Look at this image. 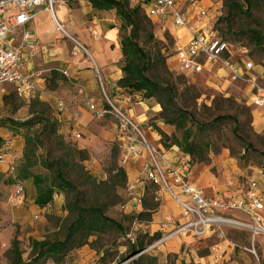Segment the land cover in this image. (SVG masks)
Masks as SVG:
<instances>
[{"label": "rangeland", "instance_id": "374dc122", "mask_svg": "<svg viewBox=\"0 0 264 264\" xmlns=\"http://www.w3.org/2000/svg\"><path fill=\"white\" fill-rule=\"evenodd\" d=\"M55 1L56 7L58 6V0ZM208 1H219L222 3V0ZM68 7L71 8V6ZM260 19L264 22V16H261ZM117 21L120 24L118 19ZM217 22H215L214 28L218 33L229 43L238 46V50H246L248 59L255 65L257 72L264 78V40L261 42L262 45H255L247 35L246 30L240 32L237 30L238 27H233L229 31L225 22L221 24ZM242 24L248 28L254 27V24L249 21L240 23V25ZM62 25L64 31L70 33V30L64 24ZM50 30L49 22L42 18L39 28L41 40H47L48 36L45 34ZM123 33V31L120 32V38ZM35 34H38V32H35ZM153 34L155 41L145 44V47L148 49L155 45L159 50L164 47L166 48V54H169L173 44V39L169 33L153 25ZM51 38L54 39L50 40L48 44H44L46 51L42 56L47 57L46 63H43V60H41L39 67L46 70L45 83L43 88L38 91L37 96L26 100L9 96L6 101L4 96L0 97V137L19 135L24 143L23 152L26 147V141L29 139L30 143L27 145V151L33 156L32 159L36 161V166L32 168V172L35 174H42L47 178L52 176V172H47L41 167L40 163L43 160L65 161L67 167L63 171L71 183L75 185L76 191L81 193V204L84 202L86 205L97 203L103 208L107 217L122 223L124 228L122 233L112 231L97 238H90V245L83 247L86 252H80L82 248L72 250L63 264H132V261L137 260L139 257L145 259V264H181L182 262H186L185 259L187 257L185 256L187 253L183 252L181 256H178L171 252L172 248L168 245L154 246L155 242L137 251L135 255L130 256L128 249L135 246L136 239L148 241V238L158 233L157 229L159 225L156 228L144 231L141 227H138L140 223L135 220L136 210L134 209L130 213L125 211V207L131 201L127 196V183L123 189L117 190L118 199L115 201L117 202L115 204H112L113 196L104 195L98 189L99 183L109 178L110 170L114 163L120 167L121 145L118 143L117 135L115 134L114 126L116 125V120L111 115H107L100 120L90 118V122L84 124L85 129L82 132L79 128L80 133L83 134L81 140L87 139L89 147L87 149L81 148L79 143L76 142L73 133L78 131L74 126L79 117H75L74 121L61 120L60 117L64 111L60 112L57 109L58 101L57 103L55 101L59 100L66 104L65 95L69 93L71 94L69 98H74L72 97L73 95L78 96V89L73 82H68V78L54 71L56 68L64 70V66H66L62 64L61 60L54 59L60 54L61 48L58 41L62 43L61 47L66 46L68 43L70 47L68 54L70 56L76 50H79L85 56L87 55V57L88 54L79 49L77 44L70 41L62 33L56 32L54 27ZM52 71L56 73L57 77H54L55 74H52ZM218 74L183 77L170 72L172 81L179 89L178 94L180 97L185 89L188 90L183 100H179V106H184L185 110L190 113L193 120L198 124L209 125L219 117L232 118V120L214 122L210 126V129L206 130L205 134L210 138L209 142L212 147L209 154L210 164L205 166L211 167L213 163H216L214 160L219 159L221 155H226L228 162H232L233 164V168L232 166H226L227 169L235 173L231 177L238 183H242L250 178L258 177L264 170V109H256L249 105L246 85L232 82L225 78L222 73ZM8 91L11 92L10 89ZM106 94L109 97L107 92ZM99 98L100 101H103L102 91ZM140 100L141 96L134 99L133 102H139ZM84 103L85 109L88 111L85 100ZM150 103L151 105L155 104L153 100H150ZM44 118H47L54 125L55 134L48 135L50 128L43 130L41 120ZM85 118L88 119L87 116ZM158 122H161L159 114L155 115L149 112L147 125L151 127L152 131H154L153 127ZM171 128L173 130L171 135L180 139V133L175 132L173 127ZM82 129L83 127L81 126ZM1 141L3 140L1 139ZM115 152H117L116 158H114ZM81 158H84V160ZM22 159L23 153L22 157L20 158L19 156L14 162L15 176ZM196 165H190L189 168L193 169ZM211 172L222 180L223 173H217L215 168H212ZM18 181L23 184L24 188L25 185L31 183L29 185L31 188L30 195H34L35 198L36 191L32 182L24 183L25 181L20 178H18ZM14 183V179L10 174H0V188H5L4 191L7 194L9 193V199L14 191ZM25 189L24 194L26 196L27 187ZM155 190L154 187L147 186L143 197H147V199H151L156 203L155 198L158 196ZM54 192L55 199L53 200L54 202L52 201L53 204L43 208L38 207V213H34L32 218L28 214L26 219L21 218L17 222L11 223L13 230L12 237L8 239L6 244H4L5 242H0V264H9L8 250L15 238L19 242V248L25 262H27L30 255L31 241H62L64 239V234L71 218L68 216L66 210L67 201L64 193L57 189ZM68 198L69 201L70 199H74V194L72 193ZM1 202L4 201L1 200L0 204ZM161 203L158 202L159 206H161ZM24 205H26V202H24ZM171 206L168 205V215H176L177 210L174 207L172 211ZM23 209L27 210L25 206H23ZM158 211H160V207ZM0 212L6 213L5 210L1 209ZM224 217L245 221V218L236 211L225 212ZM162 221V223L168 222L167 219H163ZM145 224L149 225L150 223ZM214 231L216 233L209 239V245L213 246L214 243H217L220 240L218 236L221 234L223 240L226 239L234 245V251L229 257L221 259L222 261L219 260L214 263L210 257L207 263L203 262L201 264H264V235L253 237L252 233L248 231H238L227 225H221L219 229H215ZM209 248L198 246L196 250L197 254L199 256L210 255ZM189 262L193 263L192 259L187 263ZM42 264L53 263L48 260Z\"/></svg>", "mask_w": 264, "mask_h": 264}, {"label": "built area", "instance_id": "2783aa9c", "mask_svg": "<svg viewBox=\"0 0 264 264\" xmlns=\"http://www.w3.org/2000/svg\"><path fill=\"white\" fill-rule=\"evenodd\" d=\"M127 2L132 7L140 8L149 21H155L158 29L163 31L172 29V49L165 55L170 72L183 77L222 73L228 80L246 85L250 106L264 109V78L248 59L247 51L238 50V46L229 43L214 28L215 22L223 16L221 2L208 0H127ZM55 5V0H0V97L12 93L20 100L31 99L45 79L46 70L35 69L33 66L38 54L39 41L26 30L28 23L39 12H48L55 31L77 44L83 52H87L82 45L67 35L56 21ZM19 31L20 35L17 36ZM58 72L66 78L69 77L66 70ZM98 82L103 95V102L100 104L90 98L85 87L80 86L79 91L85 96L87 110L93 118L101 119L111 115L116 120L117 131L124 141L119 159L120 167H124L133 157L145 155L148 158L143 168L142 180L128 187V197L140 204L142 197L138 196V189L143 191L145 186L151 185L156 189L158 197H167L179 211V223L168 220L159 224L157 231L161 238L155 241L154 246H161L180 235L197 240L206 239L221 225L248 231L253 237L264 235L260 218L264 211V196L260 193L256 181H249L227 197L205 196L185 178L183 169L187 162L181 161L177 168L163 163L146 141L140 127L127 112L106 95L99 76ZM124 100L131 102L132 97L125 95ZM57 108L62 110L63 103L58 102ZM73 136L75 140L80 138L77 132H74ZM7 154L4 151L0 152V165H5L7 173L13 177L15 194L18 197L23 194L24 186L16 180L13 162L7 161ZM228 211L241 213L247 221L224 217V213ZM220 258L217 251L212 254L214 263ZM192 261L193 264H201V259Z\"/></svg>", "mask_w": 264, "mask_h": 264}, {"label": "trees", "instance_id": "16d2710c", "mask_svg": "<svg viewBox=\"0 0 264 264\" xmlns=\"http://www.w3.org/2000/svg\"><path fill=\"white\" fill-rule=\"evenodd\" d=\"M87 1L91 3L92 8L95 10L114 11L116 18L120 21L119 30L124 32L120 38L122 78L117 83L118 87L126 95L131 96L132 100L139 96H141V100H153L160 108V121L164 125L173 127L175 132L180 133V139L175 138L174 135L167 136L154 125L153 129L160 137L161 145L165 149L177 147L188 158V166L193 164L209 165V154L212 146L209 142L210 138L206 136L205 132L210 129L214 122L232 120V118L219 117L209 125H202L193 120L184 106H179V100H183L188 90L185 89L181 97L178 94L179 89L172 81L166 64V48L162 47L159 50L155 45L148 49L145 47V44L152 43L155 39L153 25L140 8L130 6L127 0ZM222 6L224 16L217 23L225 22L229 31L233 27H238L237 30L240 32L246 30L247 35L255 45H262L264 22L260 17L264 16V0H222ZM248 21L252 22L254 27L248 28L244 24L240 25V23ZM52 74L56 73L52 71ZM9 96L15 95L10 93L4 96L5 101ZM41 121L43 130L50 128L49 136L52 133L55 134V127L47 118ZM29 143L30 141L27 139L22 162L16 171V180L18 181V178H20L32 182L36 191L34 204L40 208L52 203L55 189L64 193L67 201L66 210L71 221L66 228L62 241H31L30 255L27 262L23 260L19 242L15 238L8 250L9 264H42L48 260L53 264H63L69 252L89 246L90 238H97L112 231L119 233L124 231L122 223L107 217L103 208L97 203L94 205H86L85 202L81 204V193L76 191L75 185L71 183L63 171L67 167L65 161H41V167L47 172H52L50 178L33 173L32 168L36 166V161L32 159L33 156L27 151ZM2 146L3 141L0 139V152L3 151ZM116 153L114 158H116ZM81 159L84 160V158ZM126 183L125 171L114 163L109 178L99 183L98 189L104 195L113 196L112 204H115L118 199L117 190L123 189ZM72 193L74 199L69 201L68 197ZM141 206L142 211L135 215L136 222L150 223L153 214L159 208L158 202L155 203L151 199L143 197ZM159 238L160 234L157 233L148 238L146 242L143 239H136L135 246L128 249L130 256L135 255L137 251L144 249ZM132 264H145V259L139 257L137 260L132 261ZM181 264L193 263L182 262Z\"/></svg>", "mask_w": 264, "mask_h": 264}, {"label": "crops", "instance_id": "0c3cea01", "mask_svg": "<svg viewBox=\"0 0 264 264\" xmlns=\"http://www.w3.org/2000/svg\"><path fill=\"white\" fill-rule=\"evenodd\" d=\"M58 3H60V5L54 8L56 21L62 27V24H64V26L70 30L71 35L68 32L65 33L82 45L87 50L88 54L87 57V55L85 56L79 50H76L71 53L72 55L70 56V54H68L70 48L68 43L66 46L61 47L62 43L58 41L61 48L60 54L54 59L61 60L62 64L66 65L64 66V70H66L69 74L68 82H73L78 89V96H72L74 98L76 97V99L69 98L71 97V94L68 93L64 98L67 102L66 104L59 100L55 101L56 103L57 101L61 102L64 105L62 110L57 108L60 112L64 111L60 117L61 120L74 121L75 117H79L78 120L76 118L77 123L74 126L78 130L75 132L80 135V138L76 140V142L79 143L81 148L87 149L89 147V142L86 141L87 139L81 140L83 134L80 133V131L82 132L85 129L84 124L87 122L89 123L90 118L95 119L88 111H86L85 103L83 104L84 100L86 102V98L80 93L79 87H85L90 98H92L97 104H100L103 101H100L99 98L101 96V89L98 82L99 76L105 93L107 92L109 94V99L119 108L127 112L134 123L140 127L146 141L163 163L169 167L177 168L181 161L187 162L188 158L185 157L178 148L170 147L165 149L160 143V137L158 134L155 131H152L151 127H148V114L149 112H152L155 115L159 114L160 108L158 105H151L150 100H140L139 102H133V100L131 102H126L124 100L126 94L117 85L118 81L122 78V54L120 46V24L117 21L114 11L95 10L92 8L91 3L87 0H58ZM68 6H71V8ZM91 10L93 11L91 12ZM42 18H44L45 21H48L51 27V30L45 34L48 36L45 41L41 40L39 37V35H41L39 33V28ZM151 23L157 26L155 21H151ZM53 27L54 24L52 18L46 11L39 12L26 26V30L32 35V37L38 39L39 41L38 54L36 55L33 64L35 69H42L39 67V65H41V60H43V63H46L47 57L42 56V54L44 55L46 51L44 44H48L50 40L54 39L51 38ZM20 32L21 31L18 32L19 35ZM35 32H38V34H35ZM165 32L169 33L170 36L173 35L171 28H168ZM18 34L17 36H19ZM95 36H97V38H95ZM59 70L61 69H54V71L57 72ZM54 77H57V75L55 74ZM44 83L45 79L43 80V83L39 85L35 96H37L38 91L43 88ZM85 116H87L88 119L85 118ZM80 125L83 127L82 130ZM155 126L167 136H170L173 132L170 126L164 125L162 122L156 123ZM114 127L116 131L115 134L117 135V141L121 145V155L124 141L117 131V126L115 125ZM0 138L3 140L2 150L8 153L7 161L9 163L13 162L14 166L16 158L19 156L20 158L22 157L24 148L23 139L19 135H5ZM147 159L148 158L145 155H142L141 157H133L124 167H121L125 171L127 178V196L128 187L142 180L143 168ZM214 162L216 163H213V165L209 168L205 165H196L192 169L189 168L188 164H186L183 169V174L193 186L197 187L207 197H227L230 193H235L237 189H240L242 185L247 184L249 181H256L258 183L260 193L264 196L263 172L260 173L258 177H253L246 182L238 183L233 177H231L235 175L234 171L231 172L227 169L228 166H232L233 168V164L232 162H228L226 155L219 156V159L214 160ZM212 168H215L217 173H223L222 180L211 172ZM0 174H9L7 173V167L5 165H0ZM24 183H30V181H25ZM229 184H232V186H229ZM29 185H25V188L27 187L26 196L24 191L21 196L16 197L14 188L10 199L8 198L9 193L7 194V192L4 191L5 188H0V201H4L1 202L0 209L6 211V213L0 212V242H5L4 244H6L8 239L12 237L13 230L11 223H14L15 221L17 222V220H20L21 218L26 219L28 214V216L32 218L33 214L38 213L39 211L38 206L34 204V195H30L31 188ZM147 186L144 187L143 191L138 189V196L141 195L143 198ZM54 199L55 197H53V200ZM155 200L156 202H162L161 206H159L160 211L153 214L149 225L140 223L138 227H141L144 231L156 228L157 225L163 222V219L177 221V223L180 222L179 211L167 197L160 196L156 197ZM24 202H26V205H24ZM53 202L51 204H53ZM168 205H174L171 206V210L173 211V208L175 207L177 210L176 215H168ZM23 206H25L27 210H24ZM134 209L136 210L135 214L137 215L142 211V206L141 203L139 204L136 200L131 199L129 205L125 207V211L130 213ZM239 214L243 216L241 213ZM25 215L26 217H24ZM244 218V222H246L247 219L246 217ZM260 218L261 225L263 226L264 211L260 214ZM235 230L245 231L240 229ZM215 233L216 231H213L209 237L202 240L193 239L190 236L180 235L172 239L175 241L170 240L165 243V245L172 248L171 252L178 256H181V253L183 252L187 253L185 263H187L190 259L194 260L198 258L201 259V263H207V260H209L210 257L212 258V254L216 251L221 257L219 260L222 261L223 258L229 257V255L233 253L234 245L226 239L223 240L220 234L218 236V239L220 240L217 243H214L213 246H210L209 239H211ZM198 246L207 249L210 247V255L199 256L196 251ZM84 250L85 249L82 247L80 252H86Z\"/></svg>", "mask_w": 264, "mask_h": 264}, {"label": "bare ground", "instance_id": "6f19581e", "mask_svg": "<svg viewBox=\"0 0 264 264\" xmlns=\"http://www.w3.org/2000/svg\"><path fill=\"white\" fill-rule=\"evenodd\" d=\"M60 22V21H59Z\"/></svg>", "mask_w": 264, "mask_h": 264}]
</instances>
